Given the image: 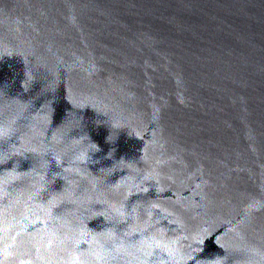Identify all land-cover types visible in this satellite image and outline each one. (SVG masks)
<instances>
[{
  "label": "water",
  "instance_id": "95a60500",
  "mask_svg": "<svg viewBox=\"0 0 264 264\" xmlns=\"http://www.w3.org/2000/svg\"><path fill=\"white\" fill-rule=\"evenodd\" d=\"M0 264H264V0H0Z\"/></svg>",
  "mask_w": 264,
  "mask_h": 264
}]
</instances>
